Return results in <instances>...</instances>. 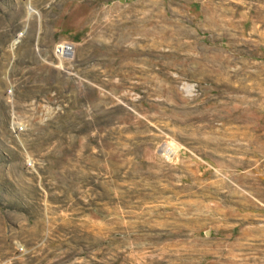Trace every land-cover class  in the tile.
<instances>
[{"label": "rangeland", "instance_id": "374dc122", "mask_svg": "<svg viewBox=\"0 0 264 264\" xmlns=\"http://www.w3.org/2000/svg\"><path fill=\"white\" fill-rule=\"evenodd\" d=\"M0 264H264V0H0Z\"/></svg>", "mask_w": 264, "mask_h": 264}, {"label": "built area", "instance_id": "2783aa9c", "mask_svg": "<svg viewBox=\"0 0 264 264\" xmlns=\"http://www.w3.org/2000/svg\"><path fill=\"white\" fill-rule=\"evenodd\" d=\"M75 52V47L72 43L67 41H62L55 45L54 55L58 59L66 60L73 56Z\"/></svg>", "mask_w": 264, "mask_h": 264}, {"label": "bare ground", "instance_id": "6f19581e", "mask_svg": "<svg viewBox=\"0 0 264 264\" xmlns=\"http://www.w3.org/2000/svg\"><path fill=\"white\" fill-rule=\"evenodd\" d=\"M170 150H171V148H167L165 152L168 154Z\"/></svg>", "mask_w": 264, "mask_h": 264}]
</instances>
